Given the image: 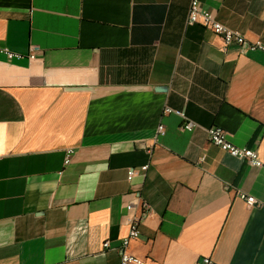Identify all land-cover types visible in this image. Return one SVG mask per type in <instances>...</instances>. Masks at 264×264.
Here are the masks:
<instances>
[{
  "label": "crops",
  "instance_id": "crops-1",
  "mask_svg": "<svg viewBox=\"0 0 264 264\" xmlns=\"http://www.w3.org/2000/svg\"><path fill=\"white\" fill-rule=\"evenodd\" d=\"M190 2L0 0V45L23 55H0V264H120L136 191L150 213L128 249L147 264H264V50L223 51ZM200 2L264 43V0Z\"/></svg>",
  "mask_w": 264,
  "mask_h": 264
},
{
  "label": "built area",
  "instance_id": "built-area-1",
  "mask_svg": "<svg viewBox=\"0 0 264 264\" xmlns=\"http://www.w3.org/2000/svg\"><path fill=\"white\" fill-rule=\"evenodd\" d=\"M187 24H198L211 30L213 33L218 35L224 43L222 50L225 51L227 46L232 43L241 45L245 49L249 50H264V43L261 40H249L246 36L239 30L230 28L217 17V14L211 10L205 8L200 0H191L188 14H187ZM0 55H5L8 59L21 58L23 55L19 52H14L6 46L0 45ZM29 58L34 59V47H32V52ZM165 114H176L180 116L183 120L180 128L181 130L192 131L198 127H201L199 123L190 119L186 114L184 109H177L171 106H165ZM209 141L228 152L230 155L247 160V162L255 167L263 166V161L260 158L259 151L255 148L241 147L233 144L228 139V131L219 126L212 125L204 128ZM165 132V126L160 124L158 126V133L163 134ZM148 152H152V147L148 148ZM73 149L67 150L66 163L70 162ZM148 164L141 167V170L145 171L148 168ZM135 175V169L130 168L128 170V179L131 180ZM241 197L245 200L248 207H254L258 205V201L253 195L242 194ZM126 208L129 212V230L128 234L121 240V261L120 264H147V260L141 258L137 255L132 254L129 251V245L132 240H135L141 235V227L150 213V205L141 196L140 191L135 192V199L130 201ZM104 248L110 247V241L106 240L103 242ZM196 264H214L213 260L209 256H204Z\"/></svg>",
  "mask_w": 264,
  "mask_h": 264
}]
</instances>
